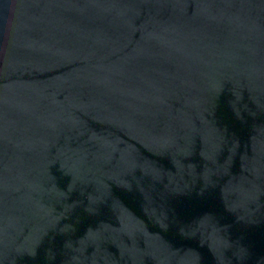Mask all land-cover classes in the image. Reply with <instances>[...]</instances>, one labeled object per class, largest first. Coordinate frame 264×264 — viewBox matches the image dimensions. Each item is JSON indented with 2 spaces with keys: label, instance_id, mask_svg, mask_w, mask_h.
I'll return each instance as SVG.
<instances>
[{
  "label": "water",
  "instance_id": "95a60500",
  "mask_svg": "<svg viewBox=\"0 0 264 264\" xmlns=\"http://www.w3.org/2000/svg\"><path fill=\"white\" fill-rule=\"evenodd\" d=\"M0 264H264V0H0Z\"/></svg>",
  "mask_w": 264,
  "mask_h": 264
}]
</instances>
